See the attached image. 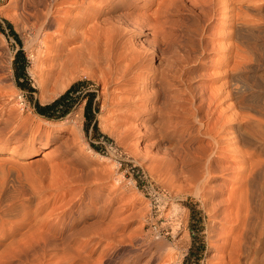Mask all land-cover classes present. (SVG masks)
<instances>
[{"label":"rangeland","instance_id":"obj_1","mask_svg":"<svg viewBox=\"0 0 264 264\" xmlns=\"http://www.w3.org/2000/svg\"><path fill=\"white\" fill-rule=\"evenodd\" d=\"M74 1L84 4L89 0L70 2ZM119 1L94 0L93 13H86V9L80 7H72L70 13H65L62 10L68 7V2L57 0L58 4L62 3L58 5L62 9L56 16L61 25L48 29V40L54 39L51 42L55 43L54 49L63 56L70 50L75 53L83 50L91 60L81 64L66 86L52 94L53 81L42 89L39 84L49 75L43 72L47 64L39 65L30 58L37 44L32 7H22V0H0V22L5 30V34L0 32V91L15 90L21 94L24 115L31 116L33 124H42L43 120L51 123L42 125L52 129L53 137L49 142L45 139L39 142L34 152L24 159L10 153V148L17 147L13 143L0 151V179L4 171L10 169L13 175L37 190L35 205L31 207L35 213L25 216L29 220L5 221L0 224V233H15L20 223L52 220L54 216H50V212L69 205L74 196L72 186L65 183L69 178L67 170L80 169L84 177L93 182L90 186L93 194L104 187L102 200L106 192L113 189L122 190L124 194L121 201L110 205L102 218L94 212L88 218L84 214V219L74 227V230H86L88 226L96 230L121 228L118 232L123 238L112 249L108 247L113 253L107 264H118L128 257L134 244L132 238L136 236L149 250L161 253L156 264H164L165 260H169V264H264V235L260 240L252 236L249 251L243 253L237 247L241 225L233 215L235 206H227L228 201L225 202L228 190L237 186L242 166L241 156L232 152L230 125L236 123L243 112L249 113V110L237 108L235 103L241 99L245 106L264 108V11L254 10L262 6L264 0L235 2L234 18L246 19L252 27L248 30L252 32L240 35L235 33L231 13L215 10L212 2L136 0L128 6L129 12L123 13ZM165 5L170 8L163 7ZM245 5L251 9L244 8ZM42 6L39 8L43 10ZM2 19L11 23L18 38L10 34ZM19 49L26 59V77L17 79L22 56L17 65L14 58ZM61 59L48 64H58ZM77 81L84 83L71 93L68 102L49 112L55 117L48 118L37 112L33 103H51ZM125 81L126 85L120 86ZM230 85L240 87L238 97H234ZM89 93L94 94L91 110L95 114L97 131L93 123L85 130L84 108ZM16 100H8L9 106L19 107ZM68 105L69 112L60 116ZM72 117L80 123H72ZM211 136L223 140L215 157L218 165L223 166L224 174L210 181L212 194L195 193L190 179L202 171L203 166L193 157V152L207 146L210 150ZM36 162L42 165L29 167ZM118 176L122 177L120 181ZM216 209L217 218L212 213ZM221 209L233 211L229 214L234 219L229 214L223 217ZM64 218L57 221L59 227L67 220ZM92 235L88 234L86 241H96ZM9 236L2 237L4 241L1 239L0 254L4 252L1 260L7 254L6 250V254L1 250L10 241L21 239L23 242L19 233L13 240ZM28 239L31 238L24 241ZM104 241L106 246L110 245V241ZM147 256L143 255L138 264ZM54 259L49 262H57ZM17 263L21 260L16 257L12 264Z\"/></svg>","mask_w":264,"mask_h":264},{"label":"bare ground","instance_id":"obj_2","mask_svg":"<svg viewBox=\"0 0 264 264\" xmlns=\"http://www.w3.org/2000/svg\"><path fill=\"white\" fill-rule=\"evenodd\" d=\"M66 1L68 2V7L62 10L65 13H70L72 7L73 8L80 7L82 9L84 8L87 11L86 13H93L95 12L96 9L95 6L92 4L94 0H89L84 4L83 3L79 4L80 2L78 3L75 1L70 2L72 0H66ZM134 1L136 0H120L119 4L121 5L122 12L126 13V11H128L129 9L128 6ZM171 1L175 2L176 0H171ZM204 1L205 2L208 1L206 3L212 2L213 4H215L216 5L215 10H218L222 13L224 12L231 13L230 17L231 19L234 20L233 27L235 33H238L240 35L243 34L241 32L244 33L252 32V31H248L251 30L252 27H250L251 25L248 24V21L246 19L234 18L236 12L234 4L237 0H204ZM21 3H22L21 4L22 7H27V8L32 7L33 13L31 15L35 20L33 27L37 31L36 32L37 44L35 50L30 53V58L33 61L38 62L39 65L43 63L47 64L46 69L45 70L43 69L44 70L43 72H46L49 75L47 77L43 76L44 78L46 77L45 81H40L39 84L43 86L41 87L42 89L45 88V86H47L48 84H50L51 81H53L54 84L52 83L53 84L52 86L54 87L55 85V88L54 90L52 89L53 91L52 90L51 91L52 94H56L66 86L67 84L66 82L69 80L70 76L74 72H76L75 70L81 64L87 63L88 53H85L83 50L78 53H75L74 51L70 50L68 53L66 52L65 56H63L64 54L61 55L58 51L54 49L55 43L54 45L51 43L54 39H52V41L48 40L49 37L47 33L48 29L53 25H54L53 27L55 28L61 25V22L57 20L56 16L59 13L60 9H62V8H58V5L62 3L58 4L57 0H48V2H46V0H22ZM42 4H44V6H42ZM113 4L114 7L117 6V3H112V5ZM167 5L163 7L167 8L168 7ZM170 5L168 8H170ZM40 6L43 7V10L39 8ZM244 8L251 9L247 5H245ZM254 10H257L258 13H261L259 12L261 10L264 11V3L262 4V6H258L257 8H254ZM246 35H250V34H246ZM82 48L84 49V47ZM150 56L152 57L153 54H150ZM63 57L65 58L64 60L61 59ZM107 57L108 56H106V58ZM57 59H61L62 61L58 64H48L50 61ZM118 71H120V69ZM56 73L58 74L57 76H55ZM63 76L65 77L64 79ZM0 83H2L1 80ZM232 83L235 84V81L233 82L232 80ZM232 83L231 85H233ZM124 84L126 85V81L121 83L120 86H124ZM231 85L230 87H232V91H233L231 92L236 98L241 93V89L240 87L238 88ZM15 98H17L15 103L18 104L19 107L15 104L16 108L15 107L12 108L13 106H9L8 100L14 101ZM23 101L24 99L22 95L18 94L15 90H11L9 92L7 91L4 92L2 90L0 91V151L7 148V146L12 145V143L16 144L17 147L11 146L12 148H10V153L17 155L19 159L27 158L32 152H34V149L36 148L37 144L39 142H42L44 139L47 142L53 139V137L51 136L52 129L50 130L44 127L45 125H51V123L43 120L42 124L44 126L39 122L33 124V122H31V116L27 114L24 115L25 106ZM235 105L236 107L238 106L237 108L240 109L244 108L246 110H249V113L250 111L251 113H253L251 115L249 113L243 112L244 114L243 113L240 114L238 120L235 118L237 120L236 123L230 125L232 128L230 133L232 135L230 137L231 138L230 144L233 147L232 152L238 153L241 156L242 166L239 171L237 186L235 188L230 187L231 189L228 190V194H227L228 198L227 197H226L227 199L225 198L226 199L225 202L228 201L226 202L227 206H231V205L235 206L234 208L235 211L233 215L235 219L239 220V223L241 225V227L239 226L241 228V230L239 228L240 233L237 231L239 233L237 237L239 236L240 243L236 241L237 239L234 240L237 243H239L240 246L237 244L238 245L237 247H240V249H242L244 253L245 251L247 252V250L249 249V243L252 240L251 239L252 236L255 235L256 239L260 240L261 236L264 235V108L259 106H245V104H243L241 99L236 101ZM79 114H77L76 116H78ZM74 118L75 117L71 118L72 123L75 124L77 122L80 123V120ZM79 132H81V130H79ZM24 136H26L25 140H23ZM211 138L213 140V143L210 141L212 143L211 146L209 145L210 150L208 149L207 146V148L203 150L198 149L193 152L194 153L193 157L200 162L199 165L201 164L203 166L202 171L199 170V173L193 175L190 179V181H192L191 182L192 184L191 183L190 184L193 185L195 193L203 191L208 195L212 194L213 187L212 185H209L210 181L218 177L219 175L224 174L223 173L224 170L222 169L223 166L220 165L221 166L220 167L218 165V160L215 157L216 151L219 150L220 147H222L223 140L221 141L217 139L216 136H211ZM98 155L100 158L104 159L103 155L100 154ZM38 159H41L40 161L42 160L44 161L43 158H38ZM41 165L42 164L36 162V164H31L29 167L39 168V166ZM67 171H68L67 173H69L68 174L69 178L66 175L65 180L66 178L68 179L67 181L65 180L64 181L65 183H67L68 187L72 186L71 188L73 189L74 192V196L69 200L70 204L69 205L66 204L67 206H64L65 208L63 207L61 210H58L56 212L51 211L52 213L50 212V214L48 213L50 216H54L52 220L48 219L49 220L48 221L46 220L47 219L46 218L44 219L45 221L43 222H39L41 219L40 220L38 219L39 221L34 220L35 222L33 224L20 223V225L18 224L19 228L15 230L16 231L15 233L12 234L0 233V242H2L3 240L2 237L5 238V236L7 237L9 235L13 237L14 235H16V233L21 234V237H23L22 239L23 242H21V239H19L20 240L19 242L10 241L7 244V246H5L6 248L3 247L4 250L1 251L6 250L7 254L5 251L6 255L3 256L4 258L3 260H1L2 258L0 256V264H12L14 258L16 257L21 260V263H17V264H24L25 261L27 262L31 261L33 264H107L108 263L107 259L108 258L110 259V257H112L111 253H113V251L111 250L109 251V249L110 248L112 249L115 246V244H117V242L120 241V238H123V234L121 232L120 233L118 232L121 228L117 230L118 227L114 228L112 226L113 228L111 229L106 227L101 229L98 228L99 230H96L95 229L96 227L93 228V226H88L86 230L85 229L74 230L75 229L74 227H76V225L84 219L83 218L84 214H86V216L84 217L88 218V216H90L89 214L91 212H94L95 214H97L99 217L102 218L107 213V210L109 209L110 205H112L114 202L121 201L124 198L123 191L114 190V189L113 191L112 190L110 192L108 191L105 194L104 200H102L103 197L102 189L104 187H102V189H97L96 194H93V191L90 190V186L92 185L93 182L91 180L89 181V179L84 177L82 170L80 169L79 170L77 169L75 171L73 170L74 172H69V170ZM3 176L4 177L0 179V224H3L5 221H11V219L13 218L16 219L21 218L22 220H29V218L28 217L25 218V216H29L28 214H30L31 216L32 213H35V211H32L31 207L35 205V204L33 205V200L36 195L35 191L37 190L34 191L30 186L31 184L29 183L30 184L29 185L27 182H24L23 179L21 180L18 175H13V172H11L10 169L4 171ZM117 179L120 181L122 177L118 176ZM80 184H83V186L81 187ZM219 198L222 199L221 197ZM219 202L221 204L225 203V202L222 203V201ZM217 206L215 208H217ZM82 208L83 209L85 208V210H81ZM211 209L213 211V208ZM222 210L223 209H221V211ZM216 212L217 209L215 210V212H212L215 213V217L217 216ZM231 212L233 211L226 212V210H223L222 212L224 215L223 217H226ZM48 214L47 217L49 218ZM231 215L232 214H229V216ZM63 216H65V218L67 217V220L62 223L60 222L61 226L59 227L57 221L59 220V218ZM19 222L20 221H18V223ZM13 224L16 225V223ZM25 227H27L26 228L27 230L25 232H22L24 231ZM85 231H88L89 233ZM31 232H34V234H30ZM90 233L95 235V237L97 238L96 241L94 242L86 241V238H88L87 235ZM82 234L85 235V238L82 237ZM12 237H10L11 240L15 238ZM19 237L20 236L18 235L17 238ZM27 238H31V239L24 241V239ZM234 238H236V236H234ZM132 239H133L132 243L134 244H132L133 247L131 246L132 248L130 249L131 254L128 255V257H126L124 260H120L117 263L138 264L141 261V257L147 254L148 256L143 261L142 264H156V261L161 257V253L149 250L148 245L142 243L141 238L138 236L133 237ZM103 240L110 241V245L108 244L109 246H106L107 242L105 243L104 241L103 243ZM12 245L16 247L14 248ZM10 246H12L13 248L11 247L12 249H10ZM1 254L4 255V252ZM59 254H61L62 256H60ZM95 254L96 256H94ZM47 257L50 258L47 260L46 259ZM54 257L56 258L54 260H57V262L54 261L50 263L49 261H51ZM116 259L114 260L116 261ZM171 262H173L172 259ZM164 264H169V260L168 261L165 260Z\"/></svg>","mask_w":264,"mask_h":264},{"label":"trees","instance_id":"obj_3","mask_svg":"<svg viewBox=\"0 0 264 264\" xmlns=\"http://www.w3.org/2000/svg\"><path fill=\"white\" fill-rule=\"evenodd\" d=\"M2 20L6 24V26L8 27L10 34H12L15 38H18V35L14 31L11 23L5 19H2ZM0 32L5 34V30L3 29L1 22H0ZM20 56H22V60H21V65H20L19 69L17 70V76H16L17 79L26 77V72H25L26 59L23 55L22 49H19L16 51L14 63H15V65H17V63H18L17 61H18ZM83 83H84V81H77V82L73 83L62 95H60L58 98H56L51 103H48L45 105H40L38 102H35V103H33V105L39 114H41L45 117H48V118H53L55 116L49 114V112L51 110H53L54 108H57L58 106L64 105L65 102H68V100L70 98L69 96L71 95V93L76 92L77 87ZM29 88H31V87H29ZM93 97H94L93 93L88 94V99H87V102H86L85 108H84V117L86 118L85 130L87 129L88 124L93 123L92 126L95 129V131H97V122L95 120V114L91 110V104H92ZM69 110H70V106L68 105L64 108V110L62 111L60 116L66 115L69 112Z\"/></svg>","mask_w":264,"mask_h":264}]
</instances>
